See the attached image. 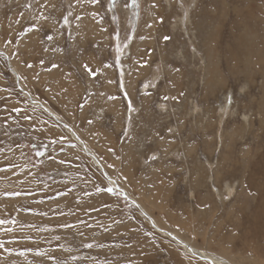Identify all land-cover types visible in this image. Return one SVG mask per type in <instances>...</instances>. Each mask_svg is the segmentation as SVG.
Returning <instances> with one entry per match:
<instances>
[{"label": "rangeland", "instance_id": "1", "mask_svg": "<svg viewBox=\"0 0 264 264\" xmlns=\"http://www.w3.org/2000/svg\"><path fill=\"white\" fill-rule=\"evenodd\" d=\"M0 220V264H264V0H0Z\"/></svg>", "mask_w": 264, "mask_h": 264}, {"label": "bare ground", "instance_id": "2", "mask_svg": "<svg viewBox=\"0 0 264 264\" xmlns=\"http://www.w3.org/2000/svg\"><path fill=\"white\" fill-rule=\"evenodd\" d=\"M38 105V104H37ZM43 106V105H42ZM44 107H46V106H44ZM47 108V107H46ZM48 109V108H47ZM49 110V109H48ZM50 111V110H49ZM72 137H74L75 139H76V141H77V143H79L81 146H83L85 149H87L88 150V148H87V146L83 143V141L80 139V138H78L77 137V135L76 134H72ZM89 154H92L93 155V153L92 152H88ZM95 162L98 164V166L100 167V169L101 170H106L105 169V167H104V165H102V163H100L98 160H97V158L95 157ZM111 181H112V183L113 184H115L116 186H118V184H117V181L115 180V179H113V178H109ZM111 183V182H110ZM111 183V184H112ZM119 187V186H118ZM116 188V187H115ZM123 192V191H122ZM124 193V192H123ZM132 198V197H131ZM138 204V203H137ZM136 204V205H137ZM147 217H149L150 218V216H147ZM151 219V218H150ZM151 224H153L154 226H155V228H157L159 231H161L162 233H164L165 235H169V236H172V237H174V238H176L177 236H176V234H174L173 232H169V231H166V230H163V229H161L159 226H158V224L153 220V219H151ZM178 239V238H177ZM180 240V239H179ZM180 242V241H179ZM182 245H183V247H184V250L185 251H189L190 253H192V254H194V255H197L198 257H200V258H202V259H206V260H208L211 264H230V263H228V262H224V261H222L221 259H219V258H217V257H215V256H211V255H209L208 253H206V252H204V251H200V250H198L197 248H195V247H192L189 243H187V242H184L183 241V243H182Z\"/></svg>", "mask_w": 264, "mask_h": 264}, {"label": "snow or ice", "instance_id": "3", "mask_svg": "<svg viewBox=\"0 0 264 264\" xmlns=\"http://www.w3.org/2000/svg\"><path fill=\"white\" fill-rule=\"evenodd\" d=\"M133 4H135V0H133ZM51 39V37H49ZM5 223V221L0 220V224ZM88 247H91V245H88Z\"/></svg>", "mask_w": 264, "mask_h": 264}]
</instances>
